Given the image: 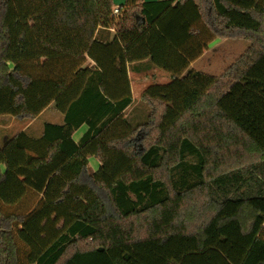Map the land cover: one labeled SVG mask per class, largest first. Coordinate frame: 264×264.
Segmentation results:
<instances>
[{
	"label": "trees",
	"instance_id": "trees-1",
	"mask_svg": "<svg viewBox=\"0 0 264 264\" xmlns=\"http://www.w3.org/2000/svg\"><path fill=\"white\" fill-rule=\"evenodd\" d=\"M115 8L0 0V120L27 122L0 139V264H264V0ZM216 40L249 43L221 79L191 67ZM136 63L170 77L141 120Z\"/></svg>",
	"mask_w": 264,
	"mask_h": 264
},
{
	"label": "rangeland",
	"instance_id": "rangeland-1",
	"mask_svg": "<svg viewBox=\"0 0 264 264\" xmlns=\"http://www.w3.org/2000/svg\"><path fill=\"white\" fill-rule=\"evenodd\" d=\"M126 0H114V4L116 8H121ZM221 44L213 47L211 50L207 51L206 56L199 61L195 68L199 71L204 72V74L216 77L221 79L225 76L228 69L236 64L240 58L246 53L249 43L244 40H222ZM132 89H133V98L134 104L132 107L127 111L126 115L130 119L140 120L144 116V109L145 106L142 104L141 99L143 97L144 92L147 88L152 84H166L170 81V78L167 73L159 69H152L149 71H141L135 72L130 74ZM51 112V110H50ZM49 113L45 114L40 120L38 121L39 124L44 122H48L50 120ZM60 117V116H59ZM0 120V136L8 138L17 135L21 130H23L27 122L19 121L18 119L14 118H1ZM3 121V122H2ZM87 129V126L84 125L83 128H80L76 137L78 135H82ZM83 131V132H82ZM77 132V131H76ZM1 141V140H0ZM1 146V144H0ZM89 167L96 171L97 165L94 164L98 160L95 157L90 159ZM89 168L87 174H84L83 179L86 181L88 180L89 174L93 171ZM100 194H103L101 190H98ZM37 200H39V196H33L29 200V205H32ZM13 210V209H12Z\"/></svg>",
	"mask_w": 264,
	"mask_h": 264
},
{
	"label": "crops",
	"instance_id": "crops-1",
	"mask_svg": "<svg viewBox=\"0 0 264 264\" xmlns=\"http://www.w3.org/2000/svg\"><path fill=\"white\" fill-rule=\"evenodd\" d=\"M145 2H153V1H156V0H144ZM125 4V3H124ZM123 4V5H124ZM122 5V6H123ZM122 6H120V7H122ZM115 7H116V5H115ZM222 42H224V41H222V40H216V41H214V42H212L210 45H209V47H208V49L204 52V54L198 59V60H196L195 62H193L192 64H191V67L194 69V70H196V71H199V70H197L196 68H195V65L199 62V61H201L205 56H206V54H207V51L210 49H212L213 47H216L217 45H219V44H221ZM138 66L139 64H132L131 66ZM134 66V67H135ZM134 68L135 69V71H139V72H141V71H144V70H140L141 68L140 67H137V68ZM139 69V70H138ZM199 72H202V71H199ZM131 73H135V72H133V71H129V79H130V74ZM202 73H204V72H202ZM169 76V75H168ZM170 78V77H169ZM130 82H131V79H130ZM131 89H132V84H131ZM132 93H133V89H132ZM53 108V106H50L48 109H52ZM50 111L48 110V111H46L45 112V114H47V113H49ZM44 114V115H45ZM60 116V117H59ZM49 117H50V119L52 120V121H55V123H61L62 121H63V117H62V115H58L57 113H55L54 111L52 112H50V114H49ZM31 125V124H30ZM29 126V125H28ZM84 126H82L81 128H83ZM27 128V127H26ZM25 128V129H26ZM25 129H23V130H25ZM87 130H88V127H87V129H86V131L80 136V135H78L77 137H76V135H77V133H78V131L77 132H75V134L73 135V138H74V140H75V142H79L80 140H81V138L84 136V134L87 132ZM22 131V130H21ZM20 131V132H21ZM83 132V131H82ZM90 159H92V157L91 158H89V164H90ZM94 164H96L97 165V169H96V171L94 170H92V168H90L93 172H97L98 170H99V167H100V163H99V161H97L96 163H94Z\"/></svg>",
	"mask_w": 264,
	"mask_h": 264
},
{
	"label": "built area",
	"instance_id": "built-area-1",
	"mask_svg": "<svg viewBox=\"0 0 264 264\" xmlns=\"http://www.w3.org/2000/svg\"><path fill=\"white\" fill-rule=\"evenodd\" d=\"M120 11H121V8H115L114 12H115L116 15H118L120 13Z\"/></svg>",
	"mask_w": 264,
	"mask_h": 264
}]
</instances>
